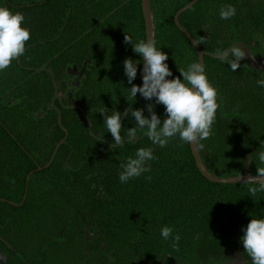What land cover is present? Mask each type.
Segmentation results:
<instances>
[{"label":"trees","instance_id":"16d2710c","mask_svg":"<svg viewBox=\"0 0 264 264\" xmlns=\"http://www.w3.org/2000/svg\"><path fill=\"white\" fill-rule=\"evenodd\" d=\"M191 1L150 0L168 79L183 80L178 69L199 63L174 24ZM226 5L236 9L228 20L219 15ZM0 7L23 14L31 33L24 55L0 72V242L25 264H226L238 251L252 264L241 238L251 219H264V191L249 192L258 185L208 182L179 137L161 148L138 131L134 143L111 147L105 108L123 115L131 105L150 118L152 104L166 118L155 99L130 98L124 74L131 58L139 64L133 84L142 86V58L124 43L125 35L133 44L145 40L141 0H0ZM177 22L205 53V74L218 93L212 135L197 145L205 169L217 178L241 176L249 154L255 175L264 167V86L257 83L264 78L241 61L233 71L213 55L240 43L264 60V0H200ZM63 74L76 78L56 95ZM122 127L125 136L134 117ZM139 148L153 149L150 171L121 183V164ZM165 226L180 236L176 247L161 236Z\"/></svg>","mask_w":264,"mask_h":264},{"label":"clouds","instance_id":"9594fccd","mask_svg":"<svg viewBox=\"0 0 264 264\" xmlns=\"http://www.w3.org/2000/svg\"><path fill=\"white\" fill-rule=\"evenodd\" d=\"M220 18L228 20L236 15V9L232 5H226L220 9ZM25 17L23 14L13 13L6 7H0V72L11 67L26 51V45L30 41V30L23 27ZM203 41V38H202ZM125 44H131L134 53L138 54L143 62L142 86L133 84L137 77L138 66L131 58L124 60V74L129 84H132L130 98L134 99L139 93L146 101L155 99V103L163 105L166 118L161 120L154 111L152 104L147 105L150 118L144 115L145 109L133 110L131 105L121 115L118 111L105 108L101 111L107 133L113 138L112 148L134 143L137 140V132L143 131L154 145L164 148L168 142L176 137L187 144H195L203 147L200 143L212 135L213 125L219 108L217 102V90L209 82L205 69L201 63H192L187 70L178 69L180 77L168 79L173 76L166 61L168 55L158 50L152 40H140L133 44L132 38L125 35ZM216 55L229 63L230 68L236 71L240 61L245 59V52L239 47L230 50H217ZM231 56L232 59L228 60ZM183 81V82H182ZM264 86V80L257 82ZM134 117L135 127L127 130L122 136V121L125 118ZM98 142L104 143V135L95 137ZM259 162L264 164V151L258 153ZM152 148H139L134 157H129L121 164L119 180L127 183L139 178L143 173L150 171L149 162L154 160ZM252 159V157H251ZM150 179V177H148ZM250 185L249 192L254 196L258 191H264V167L256 169L255 176L250 175L246 180ZM241 238L244 252L250 257L252 264H264V219H251ZM171 227H163L161 236L172 239L173 247H176L180 236L173 237Z\"/></svg>","mask_w":264,"mask_h":264},{"label":"water","instance_id":"95a60500","mask_svg":"<svg viewBox=\"0 0 264 264\" xmlns=\"http://www.w3.org/2000/svg\"><path fill=\"white\" fill-rule=\"evenodd\" d=\"M199 1L200 0H192L188 5L181 8L176 13V15L174 16V24L181 31V33H183V35L187 38V40L191 43V45L194 47V49L197 52L198 57H199V63H201L203 65V59H204L205 53H203L201 51V49L198 47V45L195 43V41L191 38V36H189V34H187L184 30L181 29V27L178 25V22H177L178 17L182 13H184L186 10H188L190 7H192L193 5H195ZM141 6H142L143 17H144V23H145V41L152 40L154 42V24H153V16H152L151 7H150V0H141ZM234 46H238L239 48H241L242 51L245 52V59L244 60H246L248 62V65L250 68L257 69V70H264V67L261 65V64H264L263 59H261V58L256 59L243 44L239 43V44H236ZM227 50H230V48ZM213 57L218 59L217 55H213ZM143 66H144V62L142 60L141 77H142ZM56 95H57V91H56ZM58 124H59V121H58ZM66 137H67V132L65 131V138L63 140H61L56 145V147L53 150V153L50 157V160L45 167L50 166V164L53 162L59 147L63 144ZM189 148H190V151H191V154H192V157H193V160H194V163H195L197 170L199 171L200 175L204 179H206L208 182L215 183V184H222V185L248 183L246 180H248L250 178V175H252V174H250L251 156L249 154L246 155V157H245V170H244L243 175L237 176V177L217 178V177H213L212 175H210V173H208V171L205 169V167L201 161L197 145L189 144ZM40 170H41V168L38 167L37 171H40ZM252 176H255V175H252ZM262 182H264V181H262ZM26 193H27V184H26V187L24 190L22 202L25 200ZM1 201H3V200H1ZM22 202H21V204H22ZM238 254H240L239 251H238Z\"/></svg>","mask_w":264,"mask_h":264},{"label":"flooded vegetation","instance_id":"af4514ba","mask_svg":"<svg viewBox=\"0 0 264 264\" xmlns=\"http://www.w3.org/2000/svg\"><path fill=\"white\" fill-rule=\"evenodd\" d=\"M254 57L256 59L261 58L258 56H254ZM241 62H243L245 65H248V62L246 60H242ZM261 65L264 67V64H261ZM253 70L256 71L257 73H259L261 75V77L264 78V70H257V69H253ZM20 205H21V203H20ZM86 238L88 239L89 236H86L85 239ZM239 253H240V251H239ZM15 254H17V256ZM18 256H20V254L15 252L14 249H12V247L10 245H8V242H6V240L5 241L2 240L0 242V264H25L26 261L23 260V258H21V256L19 259ZM226 264H248V260L241 253L238 254V252H237V253L230 255L228 257Z\"/></svg>","mask_w":264,"mask_h":264},{"label":"rangeland","instance_id":"374dc122","mask_svg":"<svg viewBox=\"0 0 264 264\" xmlns=\"http://www.w3.org/2000/svg\"><path fill=\"white\" fill-rule=\"evenodd\" d=\"M74 78L71 80V78L67 77V74H63L61 78L57 80V84L55 83L57 93L59 92V94H64L65 92L70 91L72 82H74Z\"/></svg>","mask_w":264,"mask_h":264}]
</instances>
